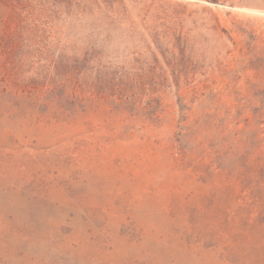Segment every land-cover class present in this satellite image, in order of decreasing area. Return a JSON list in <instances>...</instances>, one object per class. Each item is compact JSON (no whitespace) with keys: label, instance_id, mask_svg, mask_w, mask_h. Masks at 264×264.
<instances>
[{"label":"rangeland","instance_id":"1","mask_svg":"<svg viewBox=\"0 0 264 264\" xmlns=\"http://www.w3.org/2000/svg\"><path fill=\"white\" fill-rule=\"evenodd\" d=\"M123 2L0 0V264H264V0Z\"/></svg>","mask_w":264,"mask_h":264},{"label":"trees","instance_id":"2","mask_svg":"<svg viewBox=\"0 0 264 264\" xmlns=\"http://www.w3.org/2000/svg\"><path fill=\"white\" fill-rule=\"evenodd\" d=\"M85 14L91 24L99 28L112 27L116 21L117 7L124 6L123 0H87Z\"/></svg>","mask_w":264,"mask_h":264}]
</instances>
